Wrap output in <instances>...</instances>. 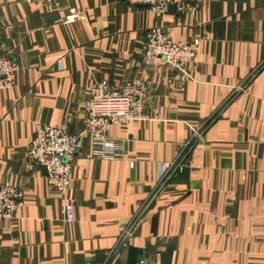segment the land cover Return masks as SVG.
Instances as JSON below:
<instances>
[{
  "label": "crops",
  "instance_id": "obj_1",
  "mask_svg": "<svg viewBox=\"0 0 264 264\" xmlns=\"http://www.w3.org/2000/svg\"><path fill=\"white\" fill-rule=\"evenodd\" d=\"M155 27L196 51L184 70L143 65ZM0 48L19 65L0 91V183L24 191L0 217V264H128L130 247L161 264L170 246L172 264H264V0L160 15L125 0H0ZM135 80L149 83L145 118L109 129L124 156H97L91 89ZM47 125L79 136L65 196L27 156Z\"/></svg>",
  "mask_w": 264,
  "mask_h": 264
},
{
  "label": "built area",
  "instance_id": "obj_2",
  "mask_svg": "<svg viewBox=\"0 0 264 264\" xmlns=\"http://www.w3.org/2000/svg\"><path fill=\"white\" fill-rule=\"evenodd\" d=\"M31 2L33 0H20ZM58 1V0H50ZM135 7H147L154 14L160 15L174 7L178 13L190 12L196 8L198 0H125ZM80 15L72 10L64 21L72 23ZM146 45L141 61L144 66L160 71L163 67L184 70L189 61L196 58V51L184 43L171 39L161 28L155 27L146 32ZM62 68V61H58ZM19 70L13 52L0 48V91L12 88ZM149 83L135 80L122 87H113L109 82L96 84L90 92L86 103L87 130L92 135L93 153L103 158H120L124 156L121 144L108 137L112 126L128 123L131 120L145 118ZM79 151V136L60 125H47L37 129L30 148L28 158L39 168L47 171L52 187L63 196L70 184L72 167ZM172 166L165 164L161 182ZM24 191L21 188L0 183V217L13 218L23 205ZM64 217L67 222L74 221L73 206L65 202ZM146 262V261H145ZM143 262V264L145 263ZM119 264H121L119 262Z\"/></svg>",
  "mask_w": 264,
  "mask_h": 264
},
{
  "label": "water",
  "instance_id": "obj_3",
  "mask_svg": "<svg viewBox=\"0 0 264 264\" xmlns=\"http://www.w3.org/2000/svg\"><path fill=\"white\" fill-rule=\"evenodd\" d=\"M213 122V121H212ZM210 123V125L212 124ZM202 135V134H201ZM200 135V136H201ZM200 136L196 139V141L192 144V147L196 144L197 140L200 138ZM178 169V167L175 169V171ZM172 172V175L173 173ZM173 246H170L167 248L166 252L162 254L161 256V264H172V259H173ZM143 251L140 249H136L135 247H130L129 248V254H128V264H137L138 261V255L142 254Z\"/></svg>",
  "mask_w": 264,
  "mask_h": 264
},
{
  "label": "rangeland",
  "instance_id": "obj_4",
  "mask_svg": "<svg viewBox=\"0 0 264 264\" xmlns=\"http://www.w3.org/2000/svg\"><path fill=\"white\" fill-rule=\"evenodd\" d=\"M145 110H146V106H145ZM145 110H144V114H145ZM71 132V131H70ZM74 134V133H73ZM119 144V143H118ZM119 264V263H118Z\"/></svg>",
  "mask_w": 264,
  "mask_h": 264
}]
</instances>
